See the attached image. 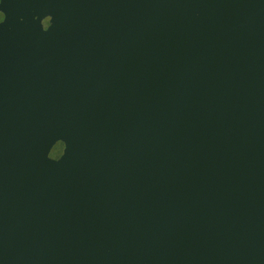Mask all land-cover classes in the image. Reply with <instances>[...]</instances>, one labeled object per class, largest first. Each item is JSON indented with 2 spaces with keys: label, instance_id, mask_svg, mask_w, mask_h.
Segmentation results:
<instances>
[{
  "label": "water",
  "instance_id": "1",
  "mask_svg": "<svg viewBox=\"0 0 264 264\" xmlns=\"http://www.w3.org/2000/svg\"><path fill=\"white\" fill-rule=\"evenodd\" d=\"M0 11V264H264V0Z\"/></svg>",
  "mask_w": 264,
  "mask_h": 264
},
{
  "label": "clouds",
  "instance_id": "2",
  "mask_svg": "<svg viewBox=\"0 0 264 264\" xmlns=\"http://www.w3.org/2000/svg\"><path fill=\"white\" fill-rule=\"evenodd\" d=\"M4 19H5V14L2 11H0V23H2Z\"/></svg>",
  "mask_w": 264,
  "mask_h": 264
},
{
  "label": "snow or ice",
  "instance_id": "3",
  "mask_svg": "<svg viewBox=\"0 0 264 264\" xmlns=\"http://www.w3.org/2000/svg\"><path fill=\"white\" fill-rule=\"evenodd\" d=\"M3 2H4V0H0V5H2ZM6 20H7V16L5 15V19H4V21L2 23H0V25H3L6 22ZM45 32H47V31H45ZM67 148H68V145H67Z\"/></svg>",
  "mask_w": 264,
  "mask_h": 264
}]
</instances>
